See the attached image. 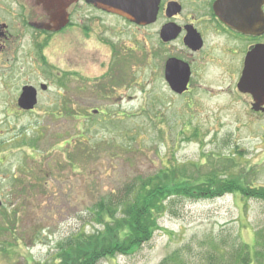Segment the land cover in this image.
<instances>
[{
	"label": "rangeland",
	"instance_id": "1",
	"mask_svg": "<svg viewBox=\"0 0 264 264\" xmlns=\"http://www.w3.org/2000/svg\"><path fill=\"white\" fill-rule=\"evenodd\" d=\"M38 48L28 35L19 45H0V264H55L59 247L90 234L99 243L98 232L114 254L97 264H160L177 251L188 264H206L214 244L218 257L256 245L264 201L227 193L167 198L166 209H152V238L126 254L118 239L125 233L103 224L110 213L100 199L125 197L129 184L166 166L194 176L203 165L191 171L187 164L208 160L213 150L240 152L231 170L264 186V126L240 123L242 110L230 107L227 95L173 93L154 59L150 67L136 58L123 64L99 44ZM41 83L49 90L35 110H19L20 87Z\"/></svg>",
	"mask_w": 264,
	"mask_h": 264
},
{
	"label": "flooded vegetation",
	"instance_id": "2",
	"mask_svg": "<svg viewBox=\"0 0 264 264\" xmlns=\"http://www.w3.org/2000/svg\"><path fill=\"white\" fill-rule=\"evenodd\" d=\"M112 2L120 9L105 0H0L1 48L21 44L26 35L41 53L50 45L99 44L123 64L136 58L150 67L158 61L168 87L172 62L188 76L180 96L227 95L230 107L242 110L240 123L264 126V0ZM34 87L38 96L49 90L42 83ZM94 90L99 94V86ZM19 97V110L34 111L21 109Z\"/></svg>",
	"mask_w": 264,
	"mask_h": 264
},
{
	"label": "trees",
	"instance_id": "3",
	"mask_svg": "<svg viewBox=\"0 0 264 264\" xmlns=\"http://www.w3.org/2000/svg\"><path fill=\"white\" fill-rule=\"evenodd\" d=\"M192 136L198 137V133L195 132ZM204 158L208 160L187 164L191 171L194 168L200 169L203 165V169L194 176H188L185 169L181 171L173 169L170 174L166 166V169L162 168L161 172L147 179L129 184L125 197H117L113 194L107 196L109 197L107 200H99V208H105L110 213V218L103 220L106 228L109 229L110 222L116 225V231L119 233L117 236H120L121 232L125 233L118 239H123L122 244L126 254H129L131 250H137L145 241L152 238L156 229V217L154 222L152 209L159 207L158 212L166 209L168 203L164 205V200L167 198L173 203L184 199L199 201L215 199L227 193H235L245 200L254 198L264 201V186L250 185L245 179L246 172H241L239 175L243 178H240L235 171L231 170L235 157L225 158L222 152H211ZM206 165H209L210 169L204 171ZM163 176L164 179H162ZM91 214L93 215V212ZM98 234L99 243H96L97 240L90 234L83 240L79 236L76 239L79 242H69L66 246L59 247L55 264H97L101 258L112 256L114 245L105 244L104 234L101 232ZM257 235V243L254 247L242 243L237 249L230 253L227 251L222 257L216 254L219 247L214 244V249L210 250L206 258V264H264V234L259 231ZM260 247L261 251L258 249ZM160 264H188V259L177 251L167 256Z\"/></svg>",
	"mask_w": 264,
	"mask_h": 264
},
{
	"label": "water",
	"instance_id": "4",
	"mask_svg": "<svg viewBox=\"0 0 264 264\" xmlns=\"http://www.w3.org/2000/svg\"><path fill=\"white\" fill-rule=\"evenodd\" d=\"M109 6L115 10H119L118 7L112 2V0H105ZM128 15V13H125ZM172 70H178L179 74L172 73ZM171 89L179 94L187 90L188 76L182 75L180 68L178 66H173L172 62L168 63L167 76H166ZM43 90L47 89V85H42ZM38 103V92L33 86H25L23 92L18 100L19 106L24 110H32Z\"/></svg>",
	"mask_w": 264,
	"mask_h": 264
},
{
	"label": "bare ground",
	"instance_id": "5",
	"mask_svg": "<svg viewBox=\"0 0 264 264\" xmlns=\"http://www.w3.org/2000/svg\"><path fill=\"white\" fill-rule=\"evenodd\" d=\"M172 73L179 74V71L178 70H172ZM64 109L66 110V108H64ZM184 200L191 201V199H184Z\"/></svg>",
	"mask_w": 264,
	"mask_h": 264
}]
</instances>
